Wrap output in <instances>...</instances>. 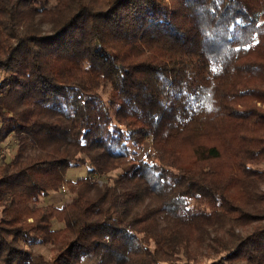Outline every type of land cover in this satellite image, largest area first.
<instances>
[{"label": "trees", "instance_id": "16d2710c", "mask_svg": "<svg viewBox=\"0 0 264 264\" xmlns=\"http://www.w3.org/2000/svg\"><path fill=\"white\" fill-rule=\"evenodd\" d=\"M48 2L0 0V264H264V0Z\"/></svg>", "mask_w": 264, "mask_h": 264}, {"label": "rangeland", "instance_id": "374dc122", "mask_svg": "<svg viewBox=\"0 0 264 264\" xmlns=\"http://www.w3.org/2000/svg\"><path fill=\"white\" fill-rule=\"evenodd\" d=\"M48 4H52L54 0H48ZM0 74V79H1ZM108 92V87H106L104 90H102L101 95L103 98H106ZM130 152L135 151L136 155H129L127 158H134V159H141L143 156L149 151L150 145L145 142L142 146L140 147H134L129 145ZM15 140L12 135H9L6 137L4 141L0 143V161L4 160L6 162L10 161L11 158L13 157L15 153ZM129 163V162H128ZM124 164L121 166H118L117 169L112 171L109 174L106 175H96L94 176V181L97 182L98 184H103L105 182H109L110 178H112L114 175L117 173L123 171L122 169H126L129 167V164ZM259 170H264V162H262L260 165L257 166ZM86 166L85 165H79L78 167H71L68 169L65 178L68 181H74L78 177H83L86 175ZM262 190H264V184L261 185ZM72 194L67 190L66 185L61 187L59 191L57 192H50L49 195L45 198H40L38 205H48V204H53L57 207H60L64 203H67L71 200ZM63 225L60 222L53 221V229H58L61 228ZM30 254L36 258L38 254H48V248L46 246H35L29 249ZM82 264H96V262L92 259H85ZM235 264H246L245 262H240V263H235Z\"/></svg>", "mask_w": 264, "mask_h": 264}, {"label": "snow or ice", "instance_id": "6c2138e0", "mask_svg": "<svg viewBox=\"0 0 264 264\" xmlns=\"http://www.w3.org/2000/svg\"><path fill=\"white\" fill-rule=\"evenodd\" d=\"M257 43H258V41H257ZM251 46H253V45H249V47H251ZM246 50V49H245Z\"/></svg>", "mask_w": 264, "mask_h": 264}]
</instances>
